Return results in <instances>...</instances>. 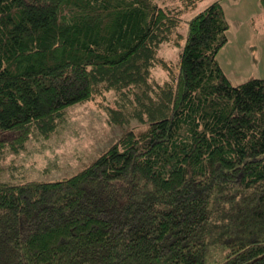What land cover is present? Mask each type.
<instances>
[{
    "label": "trees",
    "instance_id": "1",
    "mask_svg": "<svg viewBox=\"0 0 264 264\" xmlns=\"http://www.w3.org/2000/svg\"><path fill=\"white\" fill-rule=\"evenodd\" d=\"M222 1L184 21L154 0H0V156L108 94V125L142 126L69 177L0 182V264H207L218 247L264 264V79L219 65Z\"/></svg>",
    "mask_w": 264,
    "mask_h": 264
},
{
    "label": "rangeland",
    "instance_id": "2",
    "mask_svg": "<svg viewBox=\"0 0 264 264\" xmlns=\"http://www.w3.org/2000/svg\"><path fill=\"white\" fill-rule=\"evenodd\" d=\"M212 1L214 0H205L196 9L185 10L178 0H154L159 5L180 9L184 21L207 7ZM240 5L247 8L246 14L240 12ZM225 16L229 26L226 32L228 43L216 57L224 74L232 85H238L249 79L246 76L247 72L253 78L264 77L262 76L264 68L259 67L257 62L250 64L252 68L247 66L249 63L245 64L244 55L239 51L241 48L245 50L246 43L241 41V25L248 27V32L254 33V40L260 41L264 38V9L257 0H227ZM179 31L185 33L184 23L180 25ZM249 45L246 46L249 48ZM246 51L257 59L259 50L256 47ZM238 56L243 62L239 68L246 69L245 75L238 72L240 70L237 68ZM160 57L169 63H174L176 50L172 45H163L160 49ZM152 76L158 83L166 79L165 73L160 69H155ZM112 102V94H108L104 100L97 98L92 102L75 105L65 111L63 121L49 140L44 141L40 136L35 135L26 143L23 152L13 154L6 150L0 156V182L17 184L24 180L57 181L69 177L94 162L101 152L119 141L124 133L142 127L134 120L130 121L129 127L108 125L104 107L111 105ZM224 255L225 251L220 247L211 249L206 263L218 264L223 261Z\"/></svg>",
    "mask_w": 264,
    "mask_h": 264
},
{
    "label": "crops",
    "instance_id": "3",
    "mask_svg": "<svg viewBox=\"0 0 264 264\" xmlns=\"http://www.w3.org/2000/svg\"><path fill=\"white\" fill-rule=\"evenodd\" d=\"M226 1L227 0H223L222 3H221V7H222V9L224 11V14H225V3H226ZM250 1H252V0H250ZM238 12H239V10H238ZM240 12L242 14L243 13L246 14L247 13V8L245 6H243V5H240ZM240 33H241V36H242L241 41L243 43L246 42L245 43V50L242 49V48L239 49L240 54L244 55L243 61L245 62V64H247V62H248L249 64H247V66H250V68H252V66L250 64L254 63V62H257L259 67L264 68V38L262 40H260V41H259V39L254 40L253 39L254 33L252 31L248 32V27H246L245 25H241L240 26ZM247 44H250L249 48L246 46ZM255 47L259 50V54H257L258 55L257 59L254 56L249 55V51H246L247 49H254ZM241 52H243V53H241ZM238 57L239 58H238V61H237V68H239L240 65H243L241 57L240 56H238ZM239 69L240 70L238 72L243 73V75L246 74V72H245L246 69L245 68H239ZM246 76H247V78L252 77L250 74L248 75V72H247ZM262 76H264V75H262ZM260 79H264V77H260Z\"/></svg>",
    "mask_w": 264,
    "mask_h": 264
}]
</instances>
